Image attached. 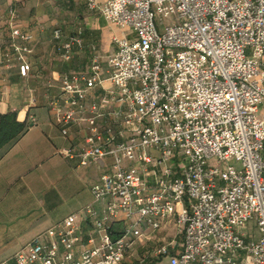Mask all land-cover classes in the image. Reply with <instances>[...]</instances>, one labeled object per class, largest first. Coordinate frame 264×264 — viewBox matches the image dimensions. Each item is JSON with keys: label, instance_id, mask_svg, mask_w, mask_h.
I'll use <instances>...</instances> for the list:
<instances>
[{"label": "built area", "instance_id": "built-area-1", "mask_svg": "<svg viewBox=\"0 0 264 264\" xmlns=\"http://www.w3.org/2000/svg\"><path fill=\"white\" fill-rule=\"evenodd\" d=\"M17 1L0 10L9 28L0 69L26 77L32 36L17 24ZM84 2L133 36H114L108 55L91 45L88 68L62 74L48 108L63 136L86 130L58 154L101 172L92 201L13 263L122 264L137 242L173 226L180 246L155 251L169 264H264V0ZM52 39L63 60L85 48L80 30L63 38L56 27ZM249 221L256 240L241 230Z\"/></svg>", "mask_w": 264, "mask_h": 264}, {"label": "crops", "instance_id": "crops-1", "mask_svg": "<svg viewBox=\"0 0 264 264\" xmlns=\"http://www.w3.org/2000/svg\"><path fill=\"white\" fill-rule=\"evenodd\" d=\"M11 2L0 0V10ZM14 4L18 26L32 36L27 52L31 70L23 77L16 66L0 69V111H14L18 120H26L28 128L15 143L0 151V264H14L13 254L31 238L66 216L79 214L92 201L90 187L96 182L100 168L95 164L79 166L76 158H64L57 152L70 145L78 146L85 126L63 136L48 101L59 91L62 74L88 68L91 45L108 55L116 49L114 36H133L130 29L119 28L89 9L84 0H19ZM56 27L62 29L63 38L80 30L85 48L63 60L52 39ZM8 34V24L1 20V39L6 41ZM30 95L35 101L28 107ZM30 113L35 115V122L29 121ZM259 113L264 114V105ZM79 170L81 177L75 175ZM81 224L86 237L93 219L84 218ZM172 229L182 241V235L173 226L164 227L152 236ZM241 230L247 240H256L260 235L254 221L247 222ZM180 243L175 238L165 246L172 250L173 244L179 247ZM162 258L160 264H169L167 257Z\"/></svg>", "mask_w": 264, "mask_h": 264}, {"label": "rangeland", "instance_id": "rangeland-1", "mask_svg": "<svg viewBox=\"0 0 264 264\" xmlns=\"http://www.w3.org/2000/svg\"><path fill=\"white\" fill-rule=\"evenodd\" d=\"M75 175H82V170L76 172ZM175 235L176 231L172 229L170 231L157 233L149 240L137 242L134 248L128 251L122 264H160L163 258L161 255L155 254L156 249L162 245H166L175 238L176 241L180 243L181 239L175 237Z\"/></svg>", "mask_w": 264, "mask_h": 264}, {"label": "trees", "instance_id": "trees-1", "mask_svg": "<svg viewBox=\"0 0 264 264\" xmlns=\"http://www.w3.org/2000/svg\"><path fill=\"white\" fill-rule=\"evenodd\" d=\"M27 128L26 120H18L14 111H0V151L15 143Z\"/></svg>", "mask_w": 264, "mask_h": 264}]
</instances>
